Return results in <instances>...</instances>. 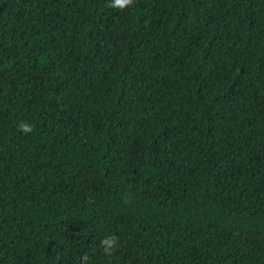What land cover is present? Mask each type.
Listing matches in <instances>:
<instances>
[{"label":"trees","instance_id":"obj_1","mask_svg":"<svg viewBox=\"0 0 264 264\" xmlns=\"http://www.w3.org/2000/svg\"><path fill=\"white\" fill-rule=\"evenodd\" d=\"M0 264H264V0H0Z\"/></svg>","mask_w":264,"mask_h":264},{"label":"clouds","instance_id":"obj_2","mask_svg":"<svg viewBox=\"0 0 264 264\" xmlns=\"http://www.w3.org/2000/svg\"><path fill=\"white\" fill-rule=\"evenodd\" d=\"M111 2H112V4L114 6L123 7L125 4L128 3V0H111ZM20 127H21V130H23V131H28L29 130L27 125L21 124ZM104 243L105 244H110L111 241L110 240H107V241H104Z\"/></svg>","mask_w":264,"mask_h":264}]
</instances>
